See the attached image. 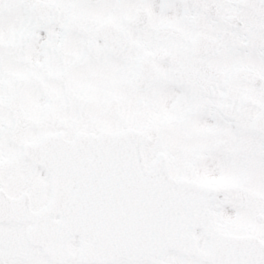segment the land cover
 <instances>
[{"label": "snow or ice", "instance_id": "1", "mask_svg": "<svg viewBox=\"0 0 264 264\" xmlns=\"http://www.w3.org/2000/svg\"><path fill=\"white\" fill-rule=\"evenodd\" d=\"M0 264H264V0H0Z\"/></svg>", "mask_w": 264, "mask_h": 264}]
</instances>
